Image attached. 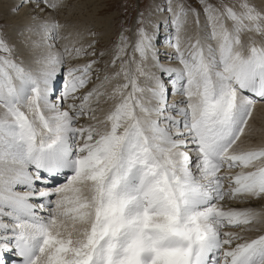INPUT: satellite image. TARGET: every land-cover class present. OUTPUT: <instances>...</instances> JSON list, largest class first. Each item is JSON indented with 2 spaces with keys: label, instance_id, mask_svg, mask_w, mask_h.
I'll return each instance as SVG.
<instances>
[{
  "label": "snow or ice",
  "instance_id": "6c2138e0",
  "mask_svg": "<svg viewBox=\"0 0 264 264\" xmlns=\"http://www.w3.org/2000/svg\"><path fill=\"white\" fill-rule=\"evenodd\" d=\"M197 2L150 4L103 61L62 34L65 0H0L27 9L26 60L0 29V264H264V146L237 149L264 103V0Z\"/></svg>",
  "mask_w": 264,
  "mask_h": 264
},
{
  "label": "rangeland",
  "instance_id": "374dc122",
  "mask_svg": "<svg viewBox=\"0 0 264 264\" xmlns=\"http://www.w3.org/2000/svg\"><path fill=\"white\" fill-rule=\"evenodd\" d=\"M88 2L92 4H89ZM210 2L215 3V0H210ZM256 2L259 6L258 0H256ZM177 3H183L186 6H191L192 8H195L197 10H200L201 8V5L197 2V0H172L173 7H175ZM65 4L66 6L63 7L62 10H58L54 14L56 16V20H58L61 24L63 23V25H66L65 28L62 30V34L67 35L68 33H72L73 36L70 37V39H72V38H75L76 32L84 33V39L82 42L84 44L94 42L97 53H99L100 51H106L108 53L102 58L103 61H110L111 49H112L113 44L118 39V36L121 32V28L122 27L124 28L134 27L138 12L141 10L148 9V6L150 4H153V5L159 4L162 7L166 8L167 0H65ZM67 12H70V13H67ZM147 14L148 13L146 12V15ZM162 14L164 17H167V18L170 16V13L159 12L155 15L154 18L161 20ZM62 17H63V20H62ZM189 19L191 20V17H189ZM200 19H201V22H203L204 16L202 12H201ZM69 20H71L70 21L71 23L69 22ZM0 29H3V31L6 33L9 42L11 44H15L10 37L12 34V31H11L12 28L10 29L9 25L6 24V21L4 20V16L1 13H0ZM88 31H90L91 33H94L95 35H88L87 34ZM169 31H170L169 28L163 27V25L161 26V29H160L161 38L157 42V48L159 46L161 47L162 44L165 45L163 34H167ZM196 31L197 29L194 24L188 27V32H190L189 33L190 35L194 36ZM102 38L103 39L105 38V39L103 40ZM63 43H65V41L61 40L60 44H63ZM165 48H168V46H165ZM129 51L131 50L129 49ZM92 58H86V59H92ZM165 60H167L166 57L161 59V61H165ZM81 63H83V61H81ZM100 65L104 66L103 63H101L99 65H96L95 67L103 68ZM114 71H116V69L114 68L109 69V72H114ZM170 99H171V96H170Z\"/></svg>",
  "mask_w": 264,
  "mask_h": 264
},
{
  "label": "bare ground",
  "instance_id": "6f19581e",
  "mask_svg": "<svg viewBox=\"0 0 264 264\" xmlns=\"http://www.w3.org/2000/svg\"><path fill=\"white\" fill-rule=\"evenodd\" d=\"M78 2V1H77ZM259 2V0H258ZM89 3V2H88ZM92 4V3H89ZM95 4V3H94ZM81 7V6H80ZM63 8H61L60 10H62ZM74 9V8H73ZM27 9L22 10L21 13L18 16H11L8 14V10H7V6L5 5L4 7L0 8V13L4 16V20L6 21V24L9 25V28H12V34H11V39L12 41L17 45V50L21 53L22 58H24L25 60L27 59L25 50L23 48V46L20 44L19 42V37L17 36V30L20 29L21 27H23V25L25 23H27L26 19H25V13H26ZM71 11V9H70ZM65 12V11H64ZM70 13V12H67ZM73 14V13H72ZM69 15V14H68ZM72 16V15H71ZM161 20H166L167 17H164L163 14L161 15ZM67 17V16H66ZM65 17V18H66ZM56 18V16H55ZM160 18V17H159ZM58 19V18H57ZM63 20V17H62ZM61 20V21H62ZM72 20V19H71ZM69 20V22L71 21ZM75 20V19H74ZM98 20V19H97ZM102 20V19H101ZM104 20V19H103ZM106 20V19H105ZM77 22V21H76ZM74 22V23H76ZM101 22V21H100ZM71 23V22H70ZM96 23V22H95ZM102 23V22H101ZM63 24V23H62ZM91 24V23H90ZM102 25V24H101ZM66 26V25H65ZM68 27V26H67ZM104 28V27H103ZM67 29V28H66ZM105 29V28H104ZM103 29V30H104ZM165 29V28H164ZM99 30V29H98ZM102 30V31H103ZM73 32V31H72ZM105 32V31H104ZM65 33V32H64ZM166 33V32H165ZM190 33V32H189ZM164 35V34H163ZM100 36V35H99ZM35 38V37H34ZM103 39V38H102ZM105 39V38H104ZM103 39V40H104ZM164 44H162V46L157 48V55L160 57V60L164 57H166L165 54H169L172 53L173 50L168 47L165 48L166 43L164 41ZM164 51H163V50ZM165 63H168V60L162 61ZM101 66V65H100ZM103 67V66H101ZM101 76H103V72L101 73ZM59 87V85L57 86ZM92 85L89 86V88H91ZM171 99H173L171 97ZM170 99V100H171ZM178 99V98H177ZM101 100H103V97H101ZM110 104L111 102H109L108 104H102L103 107V111L99 112L98 115L100 116V118H103L104 114L109 110L110 108ZM252 123L254 124V129L253 132L251 134H247V130H246V135L244 137L241 138V141L238 142V146L237 149L239 150L240 148H248V147H260V146H264V103H258L256 105V109L254 112V117H253V121ZM234 171H238L234 170ZM257 202H253V204H256ZM227 205L230 207H235V208H245L248 207V204H241L238 203L236 201L232 202V201H227ZM259 233L257 232H252L249 235L250 238H255Z\"/></svg>",
  "mask_w": 264,
  "mask_h": 264
}]
</instances>
